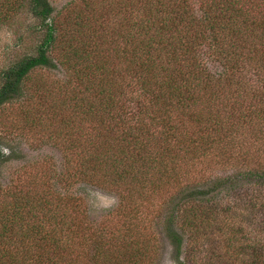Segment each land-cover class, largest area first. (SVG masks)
Listing matches in <instances>:
<instances>
[{
	"label": "rangeland",
	"instance_id": "1",
	"mask_svg": "<svg viewBox=\"0 0 264 264\" xmlns=\"http://www.w3.org/2000/svg\"><path fill=\"white\" fill-rule=\"evenodd\" d=\"M181 1L191 17L199 18L211 0ZM231 1L251 27L258 28L256 37L247 36L246 28L241 29L246 39L236 52L238 63L262 67L264 0ZM48 3L52 7L51 17L59 27L49 52L54 67L31 70L20 84L19 95L0 105V150L4 156L0 161V222H4L5 216L12 217L13 208H19L13 215L18 217L15 220L25 223L24 228L41 223L39 226L44 228L40 231L45 236L56 233L57 226L48 225L43 216L41 219L40 211L23 220L26 214L23 203L29 201L33 204L43 193L40 197L52 209L46 217L53 221L55 216L57 222V216L65 213L69 230L77 234L73 237L74 244L67 242L68 252L61 248L59 253L49 251V246L39 240V246H30L35 255L26 260L28 254L22 252L25 246L14 248L21 254L23 264H262L257 257L256 260L249 257L248 249L240 252L230 245L243 247L244 243L252 245L260 239L257 224L254 229L249 226L255 220L261 223L262 213H248L242 204L248 202L251 195L264 191V176L261 174L264 139L254 141L245 134L228 137L226 139L235 145V152H230V157L221 152L222 142H216L208 149L207 156L193 159L185 171L181 168L185 163L176 161L177 182L172 188L166 185L158 193L153 192L145 202H140L137 194L132 196L137 201L132 204L122 201V196L119 200L113 189L88 178L91 173H86L81 180L78 166L72 168V165L86 151L92 146L99 148L101 143L110 144L118 138L121 129L131 127L138 120L147 122L153 113L152 100L137 98L138 77L146 67L152 71L157 68L152 58L133 63V35L126 33L134 32L131 25L126 26L135 12L133 0H48ZM37 26L29 11L28 0H0V85L3 71L10 64L33 53L42 34ZM208 52L204 46L196 53V63L205 69L210 81L221 79L227 64ZM177 60L183 63L185 58L181 56ZM94 65L100 67L98 72H95ZM238 75L248 81L254 77L247 71L244 76ZM256 75L264 80V68H258ZM87 84H91L90 88L85 86ZM262 84L261 79L256 90L263 92L264 99ZM99 91H107L115 100L114 105L106 114L96 108L88 114L87 109L95 105V95ZM207 103L196 101L194 111L202 112ZM262 110L264 113V107ZM118 117L124 120L123 123L117 121ZM167 117L173 126V135L180 143L174 144L173 136L161 134L159 123L155 124L156 127L145 123L143 137L148 139L149 150L153 151L155 158L167 148L181 156L178 147H186L189 144L186 139L193 141L194 138L190 137L193 132L196 134L188 121L176 119L171 113ZM249 123L251 126L252 121ZM236 124L243 125L240 121ZM149 134L154 135V139ZM138 140L144 143L141 136ZM195 150L198 151L199 147L196 146ZM243 153H247L246 159ZM257 156L260 158L256 159ZM228 157L226 163H221ZM65 159L71 162L67 168ZM241 160L244 163L239 167ZM236 161H239L237 165ZM147 164L151 172L158 175L154 163L148 160ZM249 172H255V175ZM236 173L243 177H236ZM227 178L228 182L212 191L216 181ZM193 189L202 194L190 196ZM169 198H173L172 206L168 204ZM176 208L179 218L168 226V219ZM186 220L189 226L184 224ZM16 222L10 226L13 228L11 241L22 237L13 227ZM126 223L136 228V233L132 232L129 238L125 237L129 234L124 231ZM240 225L243 232L246 229L244 236L232 232ZM169 229L179 235L177 253L175 244L167 237ZM84 237L86 241L81 247L80 241ZM99 251L100 256L94 258ZM1 264H10V261L5 258Z\"/></svg>",
	"mask_w": 264,
	"mask_h": 264
},
{
	"label": "trees",
	"instance_id": "2",
	"mask_svg": "<svg viewBox=\"0 0 264 264\" xmlns=\"http://www.w3.org/2000/svg\"><path fill=\"white\" fill-rule=\"evenodd\" d=\"M180 1L133 0V4L136 6L135 12L131 15V19L126 22V26L131 25L134 28L132 34L126 31L127 34L133 35L131 36L134 41L131 49L133 63L138 64L142 59L152 58L155 59V68H157L152 71L144 67L145 69L140 72L138 77L140 82L137 83L139 97L137 98L145 99L147 97L151 99L153 113L147 118V122L138 120L131 127L129 126L125 130L121 129L118 138L111 141L110 144L101 143L99 148L92 146L80 157V160L72 165V168L78 166L77 170L80 171L81 180L86 173H91L88 178L94 179L99 185L113 189L119 200L122 196L124 197L122 201H128L129 204L137 202L132 198L136 194L140 202H145L150 195H153V192L158 193L162 187L167 185L172 188L178 179L177 173L179 171L175 167L176 161L185 163V169L181 167L185 171L192 161L202 158L204 155L207 156L209 154L208 149L214 147L216 142H222L221 152L230 157V152H235L233 151L235 145H233V141L230 142L226 139L228 137L245 134V136L252 137L254 141L264 139V113L262 110L264 99H262L263 95L261 94L263 92L258 93L256 90L260 86L258 83L261 82V79L264 83L263 78L256 75L258 68H264V66L261 67L258 64H253V66L249 64L239 65L236 53L240 50L243 40L246 39L243 37L241 29L246 28L247 36L256 37L255 33L258 35V28L253 29L251 27L249 21L232 5L231 0H211L209 5L204 8L203 15L199 18L195 17L196 19L190 16L188 10L186 11L185 3ZM28 7L31 16L38 23L37 28L41 30V38L35 45L32 54L20 57L3 71L0 85V105L19 95L20 84L31 70L39 67H54L49 52L53 48L59 27L51 17L52 7L48 0H28ZM5 17L3 16V18ZM123 38L128 41L126 35ZM204 46L209 50L207 54L215 59L220 58L224 64H227L221 79L210 81L205 69L200 68V65L198 66L196 63L198 56L196 53L200 52ZM168 55L170 57L166 58ZM181 56L185 58L183 63L177 62V58ZM94 66L95 72H98L100 67ZM245 71L254 76L252 80H242L241 76L238 75L243 74L244 76ZM262 85L264 86V84ZM85 86L90 88L91 84ZM95 98L96 103L87 109L88 114L93 112V108L106 114L114 105L115 100L111 99L112 97L107 91H99ZM196 101L208 102L203 107L202 112H198L200 111L198 109L194 111ZM244 101L245 105H243ZM155 111L158 112L157 115ZM169 113L176 119L188 121L189 125L196 130V134L193 132L190 137L194 138L193 141L186 139L189 142L186 147H178L181 156L177 152H173L172 148H167L164 149L162 155L155 154V158L153 151L149 150L148 139L143 137V129L146 127L145 123L154 127H156V123H159L162 128L161 134L173 136L174 144L180 143L173 135V126L170 125V118L167 117ZM104 121L101 122L104 123ZM117 121L123 123L124 120L118 117ZM238 121L242 122L243 125H237ZM250 121H252L251 126H249ZM137 130L138 132H136ZM138 136H141L144 143L138 140ZM149 137L154 139L152 134H149ZM183 138H185L184 135ZM230 145L231 147H229ZM196 146L199 147L198 151L195 150ZM243 156H245L244 159L248 157L247 153H243ZM3 157L0 150V161ZM229 157L221 163H226ZM148 160L154 163L153 166L158 175L151 172L152 169L147 164ZM64 163L66 168L67 165L71 164L68 159H65ZM238 163L239 161H236V165ZM243 163L244 161L241 160L239 167H242ZM262 171L261 174L264 176V168ZM249 174L255 175V172H249ZM95 175L98 177L93 178ZM235 176L243 177L240 173H236ZM226 182H228V178L216 181L211 187L212 191ZM42 194L33 204L29 201L23 203L22 209L26 211V214L22 215L25 218L23 220L32 218L34 214L40 211L42 213L41 219L43 216L48 225L52 223L57 226V232L51 236H45L40 231L44 228L39 226L41 223L35 227L24 228L25 223L21 224L20 221L15 220L18 217L13 215L19 208H13L15 211H13L12 217L5 216L4 222H0V264L5 258L10 261V264H23L21 254L14 250L20 245L25 246L22 248V252L28 254L25 259L29 260L35 255L30 246H39V240L42 241L43 245L49 246V251H55V253H59L60 248L64 252H68L69 249L66 247L69 245L67 242L71 245L75 243L73 237L77 233L69 230L67 221L64 219L65 213L60 217L57 216V222L55 216L53 221L46 217V214L51 213L52 209H50L49 203L40 197ZM201 194V191L193 189L190 196L197 195L198 197ZM172 201L173 198H169L168 204L170 206L174 204ZM242 205L244 211L248 213L256 211L262 213V222L257 223L255 220L249 226L254 229L257 224L256 228L260 239L257 240L256 244L247 245L244 243L243 247L232 244L230 247L235 246L234 249L238 248L237 251L240 252L248 249L249 257L254 260L257 257L264 264V191L251 195L248 202L246 201ZM177 208L174 209V213L172 212L171 219H168V226H172L174 219L179 218L180 213ZM190 208L192 209V207ZM252 220H249V223ZM15 221L17 222L13 227L22 234V237L11 241L13 228L10 229V226ZM184 224L189 226V221L186 220ZM26 231L30 232L31 235H27ZM124 231L125 233L129 232L128 235H125L129 238L132 236V232L133 234L136 233L135 225L126 223ZM243 231L244 229L240 225L238 229H234L232 232L244 236L246 229L245 232ZM112 236L114 237L113 234ZM167 237L175 244V253H177L180 246L179 235L169 229ZM243 239L247 238L243 237ZM85 241V237L80 241L81 247ZM100 254L101 251L94 258Z\"/></svg>",
	"mask_w": 264,
	"mask_h": 264
},
{
	"label": "clouds",
	"instance_id": "3",
	"mask_svg": "<svg viewBox=\"0 0 264 264\" xmlns=\"http://www.w3.org/2000/svg\"><path fill=\"white\" fill-rule=\"evenodd\" d=\"M101 199H104V198H101Z\"/></svg>",
	"mask_w": 264,
	"mask_h": 264
}]
</instances>
